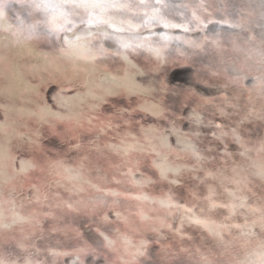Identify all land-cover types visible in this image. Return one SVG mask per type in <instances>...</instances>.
Instances as JSON below:
<instances>
[{
    "label": "snow or ice",
    "instance_id": "obj_1",
    "mask_svg": "<svg viewBox=\"0 0 264 264\" xmlns=\"http://www.w3.org/2000/svg\"><path fill=\"white\" fill-rule=\"evenodd\" d=\"M13 4L33 21L29 39L50 43L68 68L18 90L34 53L4 50L17 32L0 37V264H264V16L255 26L242 15L208 20L204 29L244 33L231 42L242 59L223 70L193 62L167 78V44L148 47L155 59L137 67L129 55L143 43L109 52L101 42L111 39L107 29L127 31L115 27L116 15L148 7L145 0H11L4 8ZM151 6L154 20L168 7ZM96 10L111 15L97 19ZM257 39L258 55L248 47ZM184 43L202 49L216 40ZM106 55L128 70L97 75ZM149 186L159 195L146 194Z\"/></svg>",
    "mask_w": 264,
    "mask_h": 264
},
{
    "label": "bare ground",
    "instance_id": "obj_2",
    "mask_svg": "<svg viewBox=\"0 0 264 264\" xmlns=\"http://www.w3.org/2000/svg\"><path fill=\"white\" fill-rule=\"evenodd\" d=\"M6 2L11 3V0H0V12L4 13L3 15H0V37H9L11 36L12 32H17L19 33V42H17V37L11 38L12 42L10 45L9 40H3V44L5 45L4 50L7 52L10 46L13 53H34L31 56H25V59L29 61L30 65H34L35 68L31 72H25L21 79L16 80L15 87L18 90L22 91L32 85L39 86L42 82V79L47 78L50 74H62L65 69L68 68V65L65 63L63 58L60 57L58 51L53 48L50 43L42 41L35 35H33L31 39H29V25L33 23V21L25 19L23 15V12L25 10L20 9L18 4H13L10 9H5L4 4ZM107 2L130 3L132 2V0H107ZM162 2L163 1H161V3ZM174 3H176V5H173V3H171V5L167 3V8H160V10L158 12H155V14L158 17H166L163 18V21H166L170 24H180L189 28H194L196 27L197 23H200L201 30L203 29L202 25L206 24L208 20H218L221 19V16L229 19L230 22H233L235 20H238L242 15L247 20H249L250 24L253 26L257 25L261 21L262 16H264V7L261 6V0H235V10H233L232 7V0H175ZM225 3H227L228 5L227 11H217V9L224 8ZM202 4L207 6L206 13L201 7H199ZM142 10L154 11L152 6H149L147 8L145 7ZM250 13L251 15H249ZM94 14L97 16V19H106L108 18V15H111V13H108L107 15H104L102 17L99 14V10H96ZM193 14L200 17V21H193L192 23H189L190 21H192ZM5 15L8 17V19L12 20L11 22L8 21L10 26L6 22ZM205 16H207V19H205ZM21 20L24 21L23 24H21ZM115 20V27H124L125 29H127V31L116 33L113 29H107L111 36V39H102L101 42L103 43L105 48L109 49V52H113L112 50H110V48H108L110 45L118 46V44H120L118 40H121L123 37H131L135 35L136 30H139L137 28V25L134 24L135 21H132L129 12H127L126 14H117ZM5 29H9V31H4ZM206 30L207 31L205 32L202 31L201 34L188 32L185 40L196 41L194 37L202 39L205 35H207L210 39H215L216 44L208 45L206 47H203L202 49H194L189 44L187 45L184 43V50L182 52L180 50V54L177 55L178 58L176 57V59H178V62L181 61L182 66L191 65L193 64V62H195L196 65L215 64L216 67L219 66L222 67V69H225L229 65H233L234 62H239L242 59V57L238 56V54L232 50L231 42L237 39L239 41L246 40L247 37L243 32H241L243 34L242 36L239 33L240 37L234 36V32L236 31H233V34L231 33V35H228L224 33L225 30L222 29L219 25H209L208 29ZM83 31L84 30L77 32V35L81 34V32ZM182 33L184 32L182 30H179V35L177 34L176 37H180ZM257 34L258 33L253 32L248 33V35ZM138 44H141V42H139ZM152 44L153 46H155L154 48L159 47L158 43ZM258 45L259 39H257L254 44H249L248 47L255 48V54L258 55L260 51ZM144 49V53L148 57L149 55L153 54L147 51L146 46ZM163 52L162 56L166 53L165 49H163ZM166 54H168V52ZM101 59L104 62L97 65V75L105 72H111L115 74L118 70H120L121 72L128 70V68L125 66L127 63L120 58L106 55ZM134 63L137 67H142L143 65L147 64L146 61L141 62L138 59L132 62V64ZM57 65L60 66V73H56L55 71ZM45 68H47V71L44 70ZM141 78L142 80L144 79L143 77ZM44 143L51 147V144H49V141L47 139L44 141ZM6 147H8V145H6ZM69 157H71V160H76L78 158L76 153H69ZM144 191L148 195H159L160 186H157L155 188L149 186ZM174 193L177 196H182L184 195V190L175 189ZM68 220L69 223H71L72 216H69ZM188 229H190V231H188ZM188 229L187 231L189 232V234H195V232L197 231L196 229L191 227H188Z\"/></svg>",
    "mask_w": 264,
    "mask_h": 264
},
{
    "label": "water",
    "instance_id": "obj_3",
    "mask_svg": "<svg viewBox=\"0 0 264 264\" xmlns=\"http://www.w3.org/2000/svg\"><path fill=\"white\" fill-rule=\"evenodd\" d=\"M161 1H163L162 4L166 3V5H167V3H169L171 5V3H173V5L174 4L176 5V3H174L175 0H161ZM138 3H139V0H132V2H130L129 4H138ZM145 3L147 5H149V6H151L154 3V0H145ZM144 8L145 7H141L139 9L133 8V9H131V11H129V14H130V16L132 18V21L133 22L135 21L134 24H136L137 28L139 29V30H136L135 35H133L131 37H127V38L123 37L121 40H118L120 42V44H118V46L110 45L108 48H110V50H112L114 52V51H116V50H118L120 48L121 43H130L132 45H136L139 42H141V43L145 44V46L147 48L148 47H153L154 48L155 46H153L152 43H158V45H159L158 48L163 47L164 44H167V47L163 48V49H165L166 53L168 52V54L165 53L163 55V57L165 59H167L168 62H169L165 75H166L167 78H171L172 73L173 72H178L179 71V66H182L181 61L178 62V59H176V57H177V55L180 54V52H179L180 50H181V52L184 50V48H185L184 41H185L186 36H187L188 33H182V35H180V39L181 40L175 39L179 30H172L171 28L162 27L161 25L164 24V23L170 24V23H168L166 21H163V18H166V17H162V16L158 17L155 14V20H154L153 19V16H154L153 12L154 11H149V10L148 11H144V10H142ZM5 19H6V22L8 23V25L10 26L8 21L11 22L12 20L8 19V17L6 15H5ZM157 20L160 21V25L153 26L155 24V21H157ZM145 25H147V27H145ZM224 30H225L224 33H226L228 35H230L229 34L230 32L233 34V31H231V30H229V31H228V29H224ZM202 31L205 32L207 30L203 28L198 33L201 34ZM236 32H239V30H236ZM236 32H234V36L237 37ZM76 34H78V33H76ZM160 34L166 35L170 39L167 40V41H162V40L157 39V37ZM240 34H241V36L243 35L241 32H240ZM78 36L86 37V39L88 38L87 32H85V31L81 32V34H79ZM145 37H150V40H145ZM194 38L196 39V42H200V40H201V38H197V37H194ZM73 39H74V37H73ZM93 43H96V42L93 41ZM97 46H99V45L97 44ZM144 50L145 49H138L137 52L131 53L129 55V60H131L133 62L136 59H138L141 62L146 61L148 63L150 59H155V56L153 54L149 55V57H148L144 53ZM121 62H123V61H121ZM206 63H208V62H206ZM125 66L128 68L127 64ZM217 68L223 70L222 67L217 66ZM155 75L156 74L154 73L153 76H155ZM163 78L164 77H162V79ZM138 81L142 82L143 80H142L141 77H139ZM180 83H181V80H172L171 84L169 86H178ZM246 84H247V81H246ZM188 231H190V229H188Z\"/></svg>",
    "mask_w": 264,
    "mask_h": 264
}]
</instances>
